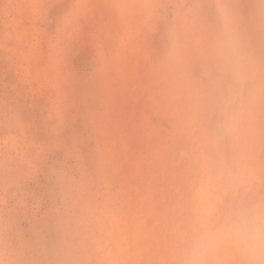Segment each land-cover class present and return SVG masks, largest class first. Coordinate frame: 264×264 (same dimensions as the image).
<instances>
[{
	"label": "rangeland",
	"instance_id": "1",
	"mask_svg": "<svg viewBox=\"0 0 264 264\" xmlns=\"http://www.w3.org/2000/svg\"><path fill=\"white\" fill-rule=\"evenodd\" d=\"M250 203L264 0H0V264H186Z\"/></svg>",
	"mask_w": 264,
	"mask_h": 264
},
{
	"label": "clouds",
	"instance_id": "2",
	"mask_svg": "<svg viewBox=\"0 0 264 264\" xmlns=\"http://www.w3.org/2000/svg\"><path fill=\"white\" fill-rule=\"evenodd\" d=\"M225 240L246 264H264V203L237 204L221 223L194 235L186 264H204L209 252Z\"/></svg>",
	"mask_w": 264,
	"mask_h": 264
}]
</instances>
